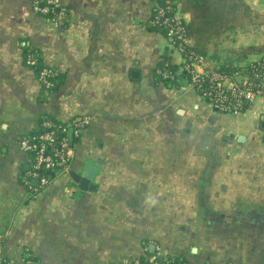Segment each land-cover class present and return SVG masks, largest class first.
Segmentation results:
<instances>
[{"label": "crops", "instance_id": "obj_1", "mask_svg": "<svg viewBox=\"0 0 264 264\" xmlns=\"http://www.w3.org/2000/svg\"><path fill=\"white\" fill-rule=\"evenodd\" d=\"M34 1L0 0V264H264V98L230 113L163 84L172 47L150 28L154 0H55L62 21ZM243 1L250 15L206 43L213 64L264 61L250 48L264 43V0ZM26 46L64 76L56 90ZM46 115L84 123L70 170L37 190L20 141ZM86 162L93 189L71 176Z\"/></svg>", "mask_w": 264, "mask_h": 264}, {"label": "built area", "instance_id": "obj_2", "mask_svg": "<svg viewBox=\"0 0 264 264\" xmlns=\"http://www.w3.org/2000/svg\"><path fill=\"white\" fill-rule=\"evenodd\" d=\"M166 6L158 7L156 19H160L169 28L168 37L175 40L179 39L177 48L179 60L182 61V71L190 76L193 88L211 106L220 111L238 113L244 107L248 108L256 102L258 98H264V68L259 70L254 67L250 71L247 69L237 72L226 73L221 65L213 64L209 59L200 54L188 53V46L193 45V40L186 36L183 22L184 18L177 12L172 17L167 13L172 10V0H164ZM47 5L42 0L34 1V8L44 14H50L56 10L54 15L56 21L66 18V10L60 9L55 0H47ZM171 47L173 45L171 44ZM35 55H28L26 62L29 65L35 64ZM181 70L178 72H182ZM56 71L44 68L39 76L40 81L47 88L53 86V82L48 79L55 75ZM168 77L167 71L163 72ZM40 124L39 133L33 136L27 135L20 141V146L28 154L30 169L28 175L31 180L38 179L43 186L50 181L42 174L43 171L57 168V175L70 170V164L74 157L73 135H78V128L84 123L83 119L75 118L63 127H58L47 116ZM60 133L63 135L60 138ZM42 186V187H43ZM2 238L0 237V259L2 251ZM163 257L156 253L149 256V264H160ZM26 263H28L26 261ZM176 264H185L178 262Z\"/></svg>", "mask_w": 264, "mask_h": 264}, {"label": "trees", "instance_id": "obj_3", "mask_svg": "<svg viewBox=\"0 0 264 264\" xmlns=\"http://www.w3.org/2000/svg\"><path fill=\"white\" fill-rule=\"evenodd\" d=\"M43 4L47 5V0H42ZM158 3L159 7L166 6V3L164 0H154V4ZM172 10L167 13L169 17H172L175 13L179 11V6L181 5L182 8L185 11H188L191 15L190 22H186L184 20L183 26L185 30V34L187 37L194 40V44L192 46H188L187 50L188 53H195L207 56L205 46L206 43L211 40L212 38L218 37L221 32L230 30V23H233L234 20L239 19L241 16L242 18H247L251 10L248 7V5L243 0H172ZM61 9V7H59ZM158 12V7L154 5L152 15L150 18V28L154 31L160 32L163 36L166 37L169 44L173 45L171 48L172 52L166 55L160 62H159V70H158V77L160 81L165 84L166 86H181L183 84L189 85L191 83L190 76L187 72L184 70L182 71V61L177 59L178 61L174 60V56H179L177 53V48L179 44V39H175L172 41L168 37L169 28L167 25L164 24V22L160 19H156ZM57 14V11H51L50 15L54 16ZM69 13L66 11V18ZM49 15V14H48ZM65 18V19H66ZM254 50H259L261 52H264V43L258 46H252L250 47ZM26 57L30 54L34 55L33 50H31L30 46H26ZM34 68L37 78L39 79L40 73L44 68L49 69L50 71H55L54 69L49 68L46 66L40 58L35 59V64L32 65ZM222 70L226 73H231L235 71L236 69L240 70L239 68L233 67L231 64L223 63L221 64ZM254 67L259 70L264 68V61L259 63L257 66H251L248 65L245 69L251 70ZM182 71L178 73L179 71ZM167 71L168 77H165L163 75V72ZM48 79H50L53 82V86L50 88H47L42 81V87L45 90L54 91L56 90L63 82H64V76L60 73H55L53 76H49ZM264 93V91H263ZM246 107H244L243 110H245ZM48 119H50L53 123H55L58 127H63L66 125V123L58 122L57 120L53 119L52 117L46 115ZM44 119H41V122ZM41 127H39L40 130ZM39 130L34 131L30 133V136L36 135L39 133ZM27 136V135H26ZM63 135L60 133V138ZM31 156V155H30ZM29 156V157H30ZM42 174L46 177L47 180L51 181L56 175H57V168L45 170L42 172ZM43 185L39 183L38 185L32 186V188H35L39 190ZM3 241V239H2ZM25 260H29V258H26ZM160 264H176L178 262H182L187 264V262L184 259H181L180 257H166L163 259H160ZM3 264H8L7 261H4Z\"/></svg>", "mask_w": 264, "mask_h": 264}, {"label": "water", "instance_id": "obj_4", "mask_svg": "<svg viewBox=\"0 0 264 264\" xmlns=\"http://www.w3.org/2000/svg\"><path fill=\"white\" fill-rule=\"evenodd\" d=\"M98 167L93 164L92 162H86L83 170L81 173L73 172L71 173V176L73 180L80 184V186L84 189H93V184L91 183V180H93L97 174ZM32 183L34 185L39 184L38 179H33Z\"/></svg>", "mask_w": 264, "mask_h": 264}, {"label": "rangeland", "instance_id": "obj_5", "mask_svg": "<svg viewBox=\"0 0 264 264\" xmlns=\"http://www.w3.org/2000/svg\"><path fill=\"white\" fill-rule=\"evenodd\" d=\"M211 61V60H210Z\"/></svg>", "mask_w": 264, "mask_h": 264}]
</instances>
